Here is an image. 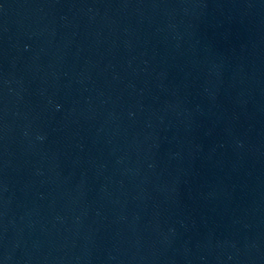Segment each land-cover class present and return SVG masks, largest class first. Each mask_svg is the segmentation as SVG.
<instances>
[{
  "label": "water",
  "instance_id": "water-1",
  "mask_svg": "<svg viewBox=\"0 0 264 264\" xmlns=\"http://www.w3.org/2000/svg\"><path fill=\"white\" fill-rule=\"evenodd\" d=\"M0 264H264V0H0Z\"/></svg>",
  "mask_w": 264,
  "mask_h": 264
}]
</instances>
